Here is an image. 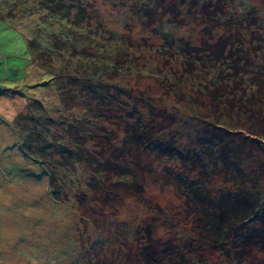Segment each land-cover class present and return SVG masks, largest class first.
Masks as SVG:
<instances>
[{"label":"rangeland","instance_id":"374dc122","mask_svg":"<svg viewBox=\"0 0 264 264\" xmlns=\"http://www.w3.org/2000/svg\"><path fill=\"white\" fill-rule=\"evenodd\" d=\"M0 2L4 11L17 10L30 22L32 18L35 29L45 28L48 33L47 26L58 30L64 25L76 33L77 47L81 43L91 47L84 55L70 57V49L62 58L52 54L43 69L37 59L44 58L36 52L38 72L37 66L31 67L27 46L29 40L40 41L33 27L21 24L24 18L16 23L0 17V264H264V242L254 246L247 241L243 247L242 233L233 232L223 249L214 248L196 226L202 213L186 198L189 185L210 188L216 195L231 193L232 177L214 170L204 180L192 161L202 156L209 168L213 159L192 144V124L177 128L172 120L181 113L176 111L181 93L196 96L197 127L213 122L222 108L226 113V99L233 96L232 103L237 100L234 105L239 107L238 100L252 94L259 107L258 116L252 117L256 129L249 130L247 121L238 126L237 110L231 111L233 118L226 124L253 154L246 165L257 170L264 165V81L260 82L264 0H52L54 10L38 0ZM217 5L222 12L210 20ZM144 6L153 9L151 17L135 12ZM216 22L222 26L216 28ZM211 29L216 33L211 34ZM44 33L39 35L46 41ZM224 36L228 37L224 53L230 49L234 57L216 60L203 48ZM240 37L245 46H238ZM120 46L130 54L128 70L98 77L101 88L83 86L82 77L78 85L62 84L79 103L66 111L58 103V90L63 87L61 80L67 79L63 72L67 61L72 75L80 58L84 62L102 52L111 61L109 53ZM235 65L241 67L238 74ZM47 71L55 79V90L37 84V76ZM41 78L51 83L44 73ZM206 87L208 91L224 87L227 95L211 101ZM34 99L47 110H37V117L51 115L57 121L65 115L68 122L77 123L73 130L80 133L66 139L78 145L82 159L66 171V184L58 178L63 189L59 202L51 190L48 168L22 149L14 124L15 116L27 112ZM88 105L100 112L88 114ZM246 109L245 115L240 113L245 120ZM141 115L144 123L137 119ZM157 124L168 127L163 143L178 147L185 159L156 153L148 143L135 145L131 134L124 133L125 125L153 128ZM247 225L256 229L264 222L255 218Z\"/></svg>","mask_w":264,"mask_h":264},{"label":"trees","instance_id":"16d2710c","mask_svg":"<svg viewBox=\"0 0 264 264\" xmlns=\"http://www.w3.org/2000/svg\"><path fill=\"white\" fill-rule=\"evenodd\" d=\"M51 1L52 0H49V2H47V0H38V3H43V6L46 8L54 10L55 8H53V6L55 3L52 4ZM3 9L4 8L0 7V17L3 16V18H8L9 21L12 20L13 22L16 21V23L20 22V18H24L25 22H21V24L23 23L24 26H26L25 23L31 25L34 29V32L40 39L38 42L35 39L27 41V46L29 49L28 52H30V55L32 56V62L30 63L32 64L31 67L37 66L33 60V54L36 52L40 54L39 56L44 58L43 61H40L41 59H37L38 63L40 64V68L43 69L45 65L44 63L47 60L51 61L52 54H56V56H60L59 58H62L61 56H65L67 54L65 51H69V49L70 51L67 55L70 57L72 55L78 56L81 53L84 55L87 53L86 50L90 51L91 47L88 46L86 49V44L84 45L83 43L77 47L75 40L76 33H74L68 27H63L64 25L58 30L47 26L46 31H48V33H44L45 28L42 30L38 28L35 29L34 26L36 22L32 23L34 21L32 18L30 22V20H27L25 16H20L17 10L13 11L7 9V11H4ZM222 9V6L217 5L216 9L214 6L212 11L213 14L209 15L208 18L214 21L216 17L215 14H217L219 11L222 12ZM151 10L153 9L144 6L142 8H136L135 12L141 14L140 16L143 18V16L151 17ZM215 26L216 28H220L222 24L216 22ZM39 32H43L45 34L46 41L42 40V34L39 35ZM212 33H216V31L212 30L211 34ZM220 38V40L217 39L213 43H207L203 50L205 52L212 53L213 58L216 60L225 58L227 56L232 59L231 57H234V55L231 53L230 49L226 52L228 55L224 53V49L226 46H228V37L224 36ZM117 41L119 44L120 39ZM237 41L239 47L245 46L241 37ZM40 45L47 46L49 49H47V47L43 48V46L41 47ZM213 45L215 48H212ZM40 47L41 49L39 50ZM195 50L197 51V49ZM23 51L27 52L25 47ZM245 53L247 56H249V52L245 51L244 54ZM110 54H112L111 61H109L102 54V52L98 53L97 56H92V58L89 60L88 58H85L84 62H82V58H80L74 65L72 75H70V66L67 61V64L63 69V72H66L65 76L67 79L65 81L61 80L62 83H60V85L63 84L70 86V81L74 82L73 84L78 85L81 81L80 77H82L84 78L82 83L83 86L85 85L91 89L98 87L101 88V80L99 81L97 79L98 77H103L107 72L117 73V70L126 71L130 67L129 60L127 59L129 58L128 56H130V54L124 46L118 47L115 51L112 50V53H109V55ZM223 54L226 55L224 56ZM239 60L240 59L238 58V61ZM39 66L36 67L38 72L40 71ZM239 68L241 67L237 65H235L233 68L236 74H238ZM43 73L51 79V83H48L47 80L41 78ZM39 75L37 78H40V81L37 82V84H41L46 88H49L51 85L53 90L56 89L54 88L55 79L53 76H51L50 72H41ZM15 81H18V79ZM262 81H264V79L260 80V82ZM14 85L18 86L15 82ZM206 91V97H208V99L211 101L227 95L224 87H213L209 91L206 87ZM58 94V103L63 104V108L66 111H70L72 109V105L77 106L79 104L74 103L72 97H70L71 95H69V89H67L66 86L60 88V90H58ZM94 96H97V94L95 93ZM147 97L150 96L148 95ZM178 98L179 107L176 111H181V113L176 115L174 118L172 117V120L177 125V128L192 124L193 130H195V140L192 141V144L196 147H199L200 149L202 148L201 153L205 155V158L210 160L213 159V163L210 164V167L206 168L204 164L206 160L203 159L204 157H196V160L194 159V161H192L196 164L194 166L196 167L195 170L200 171L204 180H207L210 174L213 175L214 170L222 175H230V177H232V185L234 186L233 192L223 193L218 191L219 194L216 195V192L210 188L204 189L202 186L198 187L196 184L189 185L187 190H190L191 193L190 195L187 194L186 198L191 199V203L195 205L197 211L202 213L197 218L196 226H198L202 231V235L206 241H209L211 246L214 248L223 249L225 247V242L229 237L228 233L233 232L239 235L242 233L243 238H245V241L243 240V247L248 246L247 241H252L254 246H257L258 244L261 246V242H264V225L255 229L252 225L248 226L247 222H250L255 218H258V220L264 222V187H261V181L264 179V173H262V170H264V165L259 164L260 170H257L255 166L246 165L245 162L251 157L253 158V154L251 152H247V144L244 141H237L234 138V135L231 134L230 129L226 124V121H230L233 118L231 117V111L237 110L235 115V120L237 122L236 124L238 126H244L246 125L245 122L247 121L249 122V130H251V128L256 129V127L254 128L252 117H257L259 113V107H256L257 100L254 99L252 94H249L248 96L244 97V100L239 99V107H236L234 104L237 103V100H233L234 103H232L231 100L233 96H231L229 100L226 99L229 107L226 109V113H224V109L222 108L220 113L216 112V114H218L216 119L215 116L212 118L213 122L207 121L204 123V126L197 127L198 116H196L194 105L196 102V96L181 93L179 94ZM95 99L97 98L95 97ZM217 105L219 106L220 104L217 103ZM87 107L89 108L88 114H90L92 111L100 112V109L95 108L94 105H88ZM246 107L249 108L246 109L248 110L247 116L249 118L247 117L245 120V117L240 115V113L241 111L244 113ZM232 108L235 110H232ZM241 108L242 110H240ZM39 109H42V111H47L38 100H30L28 102L27 112L18 113L14 118V124L20 133V145L22 149L27 154L33 156L35 159L45 164L48 168L51 190L59 202L58 196L61 194L63 189L58 181V178L61 179L63 184H66L68 180L66 177V171L72 170L73 168L71 169V166H73L74 162L82 159L80 155L81 150L79 149L78 145L73 143L74 146H72V140L70 139V142L67 143L66 139H69L71 135L73 137L76 135L77 137L80 133L73 130L78 128L77 123L68 122L65 115L61 114V118L57 119V121H54L51 115H44L43 119H41L36 116V112ZM188 112L190 115L188 117L186 115L184 116V114H187ZM130 117H132V115ZM137 119H140V122L144 123V121H142L144 120L143 115L137 117ZM175 119L178 121H175ZM143 127L144 126L129 127L125 125V132H123L126 133V135L131 134V136L134 138L133 141L135 145H138L140 142H143V145L148 143L151 146L150 148L156 153L166 155L169 158H178L181 156L182 159H185L182 151H180L178 147H173V145L172 147H169L167 144L163 143L165 142L163 137L165 132L168 130V127L166 128L162 124H157L153 128H150L149 126H145V128ZM116 134L117 133H115V135ZM120 138H122V142L125 143V137L122 135ZM256 161L258 160L253 162ZM221 169L222 172L220 171ZM62 170L65 171L63 175L60 176V172ZM229 182L230 181H228V183Z\"/></svg>","mask_w":264,"mask_h":264}]
</instances>
